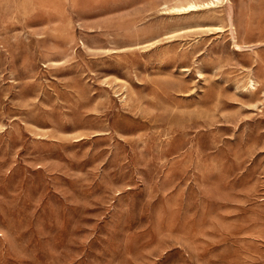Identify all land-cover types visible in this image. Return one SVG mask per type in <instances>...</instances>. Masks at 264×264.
<instances>
[{
    "label": "rangeland",
    "instance_id": "1",
    "mask_svg": "<svg viewBox=\"0 0 264 264\" xmlns=\"http://www.w3.org/2000/svg\"><path fill=\"white\" fill-rule=\"evenodd\" d=\"M188 1L0 0V264H264V0Z\"/></svg>",
    "mask_w": 264,
    "mask_h": 264
},
{
    "label": "bare ground",
    "instance_id": "2",
    "mask_svg": "<svg viewBox=\"0 0 264 264\" xmlns=\"http://www.w3.org/2000/svg\"><path fill=\"white\" fill-rule=\"evenodd\" d=\"M222 1H224V0H190V1L186 2V3L179 4V5H176V6H170V7L168 6V9H174L175 11L176 10L177 11H183V10H187V9H195V8L201 6V5L218 4L219 2H222ZM230 20L232 21V19H230ZM251 80H249V81H251ZM253 81H254V79L252 80V82ZM250 85H251V83H250Z\"/></svg>",
    "mask_w": 264,
    "mask_h": 264
}]
</instances>
